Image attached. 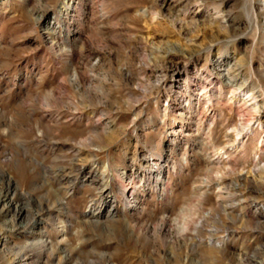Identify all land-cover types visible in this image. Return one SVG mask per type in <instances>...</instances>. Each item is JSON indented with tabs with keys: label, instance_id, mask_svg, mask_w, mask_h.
Instances as JSON below:
<instances>
[{
	"label": "rangeland",
	"instance_id": "obj_1",
	"mask_svg": "<svg viewBox=\"0 0 264 264\" xmlns=\"http://www.w3.org/2000/svg\"><path fill=\"white\" fill-rule=\"evenodd\" d=\"M0 264H264V0H0Z\"/></svg>",
	"mask_w": 264,
	"mask_h": 264
},
{
	"label": "bare ground",
	"instance_id": "obj_2",
	"mask_svg": "<svg viewBox=\"0 0 264 264\" xmlns=\"http://www.w3.org/2000/svg\"><path fill=\"white\" fill-rule=\"evenodd\" d=\"M123 196L128 200V199H132L131 202H128V203H131V205H133L135 203V201L133 200L132 198V195L128 192V191H123Z\"/></svg>",
	"mask_w": 264,
	"mask_h": 264
}]
</instances>
